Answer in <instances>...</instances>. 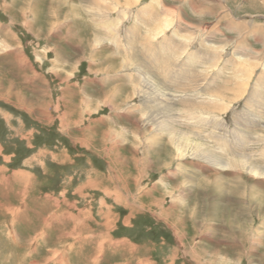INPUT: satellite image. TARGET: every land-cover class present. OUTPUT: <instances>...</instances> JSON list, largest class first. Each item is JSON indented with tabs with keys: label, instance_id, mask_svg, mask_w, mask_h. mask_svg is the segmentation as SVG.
<instances>
[{
	"label": "rangeland",
	"instance_id": "obj_1",
	"mask_svg": "<svg viewBox=\"0 0 264 264\" xmlns=\"http://www.w3.org/2000/svg\"><path fill=\"white\" fill-rule=\"evenodd\" d=\"M252 90L264 0H0V264H264Z\"/></svg>",
	"mask_w": 264,
	"mask_h": 264
},
{
	"label": "bare ground",
	"instance_id": "obj_2",
	"mask_svg": "<svg viewBox=\"0 0 264 264\" xmlns=\"http://www.w3.org/2000/svg\"><path fill=\"white\" fill-rule=\"evenodd\" d=\"M156 33V32H155ZM151 36H153V35H151ZM150 36V37H151ZM155 37V36H154ZM152 38V37H151ZM155 39V38H154ZM151 41V40H150ZM154 43V42H153ZM149 46H150V48H152V45H151V43L149 44ZM157 50V49H156ZM159 50V49H158ZM151 55H153L154 56V54H153V52L151 53ZM161 56V55H160ZM159 56V57H160ZM154 59L155 60H158L157 58H155L154 57ZM134 61H137V59H135V60H133V61H131L132 63H134ZM130 65V64H129ZM130 66H133V65H130ZM150 68V64L149 63H147V65H146V68ZM153 67V66H152ZM155 67H159V66H155ZM154 67V68H155ZM173 73V72H172ZM175 74V73H174ZM177 74V73H176ZM183 75V74H182ZM135 77H137V74L135 73ZM182 78H185V77H182ZM181 78V81H180V83H185L184 82V79H182ZM173 79H179L178 78V74L177 75H175L173 78H171V80H173ZM214 80V79H213ZM212 81V80H211ZM211 81L209 80V85L208 86H211L212 85V83H211ZM176 82V81H175ZM213 82V81H212ZM177 83H178V80H177ZM173 84V83H172ZM176 84V83H175ZM174 85V84H173ZM172 85V87H175V86H173ZM171 86V85H170ZM239 86H241V83L239 84ZM184 87H186V88H184V89H188L187 87H189V86H184ZM197 88V87H196ZM208 88H210V87H208ZM181 90V95H179V96H182V97H185L187 94H186V92H185V90ZM226 89V88H225ZM219 94V93H218ZM230 94V93H229ZM183 95H185V96H183ZM233 95H235V96H237L238 94L237 93H234ZM223 96L225 97L226 96V94L225 93H223ZM229 97H230V95H229ZM260 95H259V93L258 92H256L255 90H252V91H250L249 92V94H248V98L246 99V103L248 104V106L249 107H251V109L253 110V116H254V114H256V116L258 117V118H263L264 117V104L262 103L263 101H260ZM263 104V105H262ZM256 116H254V117H256ZM239 117H241V115H239ZM240 121H241V119H240ZM242 122V121H241ZM220 143V142H219ZM208 154L210 155V156H212V154H211V152H209L208 151ZM214 154V153H213ZM208 155V156H209ZM212 158H213V156H212ZM204 160H206L207 162H205V164L206 163H208V164H210L211 162H212V160L213 159H211V157H206V159H204ZM240 164V163H239ZM237 169L239 168V166H235ZM241 169H239V171H240ZM249 195H250V193H249ZM262 206V205H261ZM5 209H6V212L7 213H14L15 212V209L12 207V206H10V207H5ZM10 230V229H9ZM12 230H14V229H12ZM11 232V231H10ZM10 234V233H9ZM16 242V241H15ZM38 263V262H37ZM33 264H36V262H34ZM39 264V263H38Z\"/></svg>",
	"mask_w": 264,
	"mask_h": 264
}]
</instances>
